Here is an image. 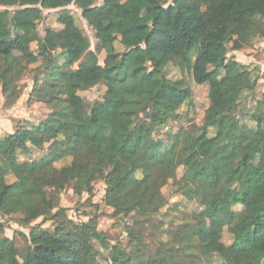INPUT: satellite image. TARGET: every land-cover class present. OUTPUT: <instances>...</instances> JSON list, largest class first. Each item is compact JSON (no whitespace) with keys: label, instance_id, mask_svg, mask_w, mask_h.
I'll use <instances>...</instances> for the list:
<instances>
[{"label":"trees","instance_id":"1","mask_svg":"<svg viewBox=\"0 0 264 264\" xmlns=\"http://www.w3.org/2000/svg\"><path fill=\"white\" fill-rule=\"evenodd\" d=\"M95 1L0 0L13 7L0 10L4 105L16 103L28 66L43 60L28 101L49 108L37 123L0 137V212L17 216L22 227L38 218L54 224L53 230L31 225L22 248L0 224V264H100L91 244L97 230L86 223L71 227L60 206L67 186L92 196L98 180L105 184L104 205L115 212L139 199L148 204V217L124 226L138 253L126 259L124 248L111 246L110 264H214L215 256L220 264H242L246 255V264H264V94L257 98L256 70L228 57L264 39V0ZM70 4L93 29L94 50ZM52 9L61 27L40 34L44 11ZM170 62L208 85L209 103L201 126L157 138L167 118L191 105L184 80L165 74ZM98 83L105 92L88 107L79 91ZM249 97L255 102L242 107L241 120L236 108ZM62 138L52 160L31 166L17 158L16 152ZM168 184L174 192H192L209 220L206 230L199 234L195 210L173 208L167 226L158 218ZM233 202L243 210L233 212ZM148 229V237L155 229L160 237L145 261ZM225 229L240 236L235 247L222 240Z\"/></svg>","mask_w":264,"mask_h":264},{"label":"rangeland","instance_id":"2","mask_svg":"<svg viewBox=\"0 0 264 264\" xmlns=\"http://www.w3.org/2000/svg\"><path fill=\"white\" fill-rule=\"evenodd\" d=\"M101 0H97L94 4H100ZM4 8L12 9V6L0 5V10ZM69 10L74 16L76 24L81 28L84 34L89 38L90 49L94 50L97 41L94 37V31L91 26L81 16V10L74 4L68 6ZM58 9L45 10L44 18L38 24L39 33H43L46 27L57 29L61 27V24L57 21ZM264 22V17H262ZM152 27L149 28L151 30ZM36 46L35 42L31 44L32 49ZM117 50L122 52L123 46L117 43ZM105 52L98 53V60L100 64H103ZM228 57H234L238 62L245 64L250 69L256 70L258 74L256 95L260 98L264 94V39L254 38L249 45L244 46L240 50H231L228 53ZM46 61H39L36 64L28 66L20 84L22 86V93L16 103L10 107L4 105V98L0 96V137L7 133H11L16 129L19 124L25 122L37 123L48 112L49 108L40 101L30 100L28 101L30 91L32 89L34 79L41 77L42 69ZM165 74L171 79H183L185 85L192 92L191 105H183L179 111L177 118H167V123L164 125L155 137L164 138L166 132H174L182 126L186 128H195L201 126L203 123L204 113L208 107V85L197 84L194 82L191 74L187 71H183L174 62H170L165 67ZM105 92V86L103 83H98L88 89L79 91V95L83 98L88 107L94 103L100 101ZM255 101L249 97L246 103L242 102L236 108V113L239 119L245 120L243 117V106L248 103H254ZM62 142H66V139L62 138L59 141L51 140L45 143L42 147H31L28 152H16L17 158L22 162H27L29 165H36L42 161L52 160L55 152L61 147ZM9 178V177H8ZM94 192L92 196L87 193L82 195H76L70 186H67L61 193L60 206L66 208V214L69 219V225H78L86 223L89 226L94 227L98 234L91 240V244L97 250L96 260L100 264H110L108 248L111 246H121L124 248L122 254L124 258L128 259L130 256L138 253L136 245H129V238L125 231V225H131L135 220L143 219L149 216L148 204L145 199H139L134 205L129 208L119 209L113 211L110 207H107L103 203L105 184L103 181L93 182ZM163 192L168 196V203L162 207L159 211L158 218L161 219L165 226L168 225L174 218L171 217L173 208H180L186 212L193 210L199 212L198 219V231L199 234L206 230L209 225V220L203 215L201 207L198 206V202L193 198L192 192L184 190L181 192H174L170 184L163 187ZM98 206V207H96ZM231 210L233 212L242 211L243 208L239 203L233 202L231 204ZM17 216L5 215L0 212V224L4 227L3 235L12 238L19 248L24 246V237L28 236L30 226L36 225L39 228H45L53 230L54 224L51 220L36 219L31 223L29 227H22L16 222ZM176 221V220H175ZM151 231L145 230L144 234V259L147 261L148 255L152 251H155L159 246L160 234L155 229L150 237ZM222 240L228 247H235L239 241L240 236L235 237L230 234L227 229L223 232ZM246 259L242 264H246ZM264 261V257L260 259ZM214 264H220V260L217 256L214 257Z\"/></svg>","mask_w":264,"mask_h":264}]
</instances>
